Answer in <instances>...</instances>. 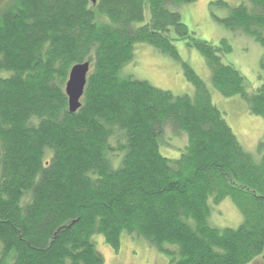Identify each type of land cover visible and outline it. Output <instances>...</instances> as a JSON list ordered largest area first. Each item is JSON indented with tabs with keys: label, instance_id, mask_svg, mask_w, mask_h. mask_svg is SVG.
<instances>
[{
	"label": "trees",
	"instance_id": "trees-1",
	"mask_svg": "<svg viewBox=\"0 0 264 264\" xmlns=\"http://www.w3.org/2000/svg\"><path fill=\"white\" fill-rule=\"evenodd\" d=\"M195 0H5L0 5V264H104L94 236L116 251L139 237L169 264L264 263V140L249 151L186 62L193 95L123 77L137 44L181 60L175 42L200 51L225 97L264 117L261 85L247 88L224 54L200 40L179 7ZM218 18L264 47V0ZM90 62L76 113L66 83ZM185 135L177 159L161 152ZM230 198L238 228L210 224ZM256 262V263H255Z\"/></svg>",
	"mask_w": 264,
	"mask_h": 264
},
{
	"label": "rangeland",
	"instance_id": "rangeland-1",
	"mask_svg": "<svg viewBox=\"0 0 264 264\" xmlns=\"http://www.w3.org/2000/svg\"><path fill=\"white\" fill-rule=\"evenodd\" d=\"M5 0H0V5ZM216 0H195L182 5L179 10L183 21L196 37L220 46L222 40L231 45L232 50L224 54V61L231 62L246 78L247 88L255 90L261 85L260 60L264 47L255 39L226 27L218 18H224L229 11ZM229 6H238L245 0H224ZM181 60H176L155 49L153 46L140 43L135 47L134 59L121 71L123 77L144 80L160 89L174 94L193 95L195 88L187 79L183 62L188 63L208 86L212 99L224 113L241 143L249 151H257L259 143L264 140V117L249 111L247 103L240 95L225 97L212 82L211 72L203 55L184 40L175 42ZM185 135L168 131L161 152L172 159L180 157L185 145ZM242 214L230 198L219 205H213L209 222L218 228L236 229L242 223ZM98 251L104 257V264H169L167 255L159 252L147 241L139 237L123 234L118 251L108 244L104 236L95 235ZM256 264H264L261 257Z\"/></svg>",
	"mask_w": 264,
	"mask_h": 264
},
{
	"label": "water",
	"instance_id": "water-1",
	"mask_svg": "<svg viewBox=\"0 0 264 264\" xmlns=\"http://www.w3.org/2000/svg\"><path fill=\"white\" fill-rule=\"evenodd\" d=\"M90 1L93 4H96L98 0ZM89 72L90 62L76 64L70 71L65 91L68 96L69 111L71 113H76L82 106V97L87 84Z\"/></svg>",
	"mask_w": 264,
	"mask_h": 264
}]
</instances>
